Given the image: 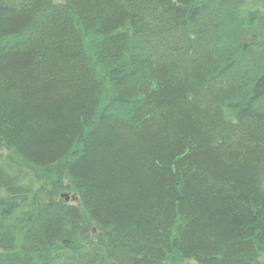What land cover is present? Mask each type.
Instances as JSON below:
<instances>
[{"label": "trees", "instance_id": "obj_1", "mask_svg": "<svg viewBox=\"0 0 264 264\" xmlns=\"http://www.w3.org/2000/svg\"><path fill=\"white\" fill-rule=\"evenodd\" d=\"M0 145V264H264V0H0Z\"/></svg>", "mask_w": 264, "mask_h": 264}, {"label": "rangeland", "instance_id": "obj_2", "mask_svg": "<svg viewBox=\"0 0 264 264\" xmlns=\"http://www.w3.org/2000/svg\"><path fill=\"white\" fill-rule=\"evenodd\" d=\"M0 153L4 154L6 153V149L4 146L0 145ZM70 198V197H69ZM71 199V198H70ZM70 201V200H69Z\"/></svg>", "mask_w": 264, "mask_h": 264}, {"label": "water", "instance_id": "obj_3", "mask_svg": "<svg viewBox=\"0 0 264 264\" xmlns=\"http://www.w3.org/2000/svg\"><path fill=\"white\" fill-rule=\"evenodd\" d=\"M64 198H66V201L69 202L70 198L68 196H63Z\"/></svg>", "mask_w": 264, "mask_h": 264}, {"label": "bare ground", "instance_id": "obj_4", "mask_svg": "<svg viewBox=\"0 0 264 264\" xmlns=\"http://www.w3.org/2000/svg\"><path fill=\"white\" fill-rule=\"evenodd\" d=\"M63 196H65V194L62 195V198H64Z\"/></svg>", "mask_w": 264, "mask_h": 264}]
</instances>
